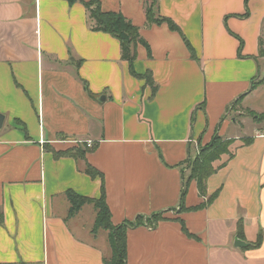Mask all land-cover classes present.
Returning a JSON list of instances; mask_svg holds the SVG:
<instances>
[{
	"label": "crops",
	"instance_id": "obj_1",
	"mask_svg": "<svg viewBox=\"0 0 264 264\" xmlns=\"http://www.w3.org/2000/svg\"><path fill=\"white\" fill-rule=\"evenodd\" d=\"M99 2L139 28L151 57L139 43L122 60L80 0H0V264H103L92 204L69 214V189L101 194L86 162L113 224L161 213L127 228L126 264H264V118L242 114L264 113V0H158L191 49L147 24L144 0ZM216 133L231 155L213 162L205 196L190 179L181 202L189 159ZM82 146L83 161L53 154Z\"/></svg>",
	"mask_w": 264,
	"mask_h": 264
},
{
	"label": "trees",
	"instance_id": "obj_2",
	"mask_svg": "<svg viewBox=\"0 0 264 264\" xmlns=\"http://www.w3.org/2000/svg\"><path fill=\"white\" fill-rule=\"evenodd\" d=\"M70 2L79 1V0H69ZM85 6L86 12L88 13L89 20L91 22V30L103 31L105 33L112 34L120 42V57L122 60H127L131 65L132 62L136 59V53L134 47L141 43L145 46L147 50V56H150V47L147 41H145L140 35L139 28L133 25V23L123 16L120 12L114 11H102L100 7L99 0H80ZM158 0H144V12L146 14L147 24L154 23H165L172 30L177 31L187 42L188 47L191 49L189 42L185 39L184 35L179 26L170 18L160 15L156 11ZM192 57L194 58L192 51H190ZM261 53L264 54V50L261 49ZM131 72L132 69H131ZM134 74V72H133ZM145 84L151 88V96H154L157 90V86L153 81L151 72H147L143 75ZM193 120V118H192ZM219 138L217 133L211 139V142L202 146L201 151L203 155H196L192 159H189L188 165V178L184 180V185L182 187V192L180 195V201L182 202L187 190L188 181L194 179L196 182V189L201 196L207 194L206 189V180L207 178L215 172L213 167V162L217 161L222 153L225 152V149L230 145L231 140H226V143L223 145V149L215 148V141ZM225 142V141H223ZM88 150L87 146L82 147H69L64 151L53 150V154L56 157L59 156H72L78 160H85V154ZM231 155V154H230ZM229 155V156H230ZM203 163L198 167L197 163ZM85 172L91 177H101V194L98 198H92L88 196H81L76 192L69 189L67 191V198L69 201V214H74L78 211L84 203H90L95 209L94 224L92 228V233L95 234L99 228H102L106 231L107 241L110 247V255L108 257H103V264H126V230L130 226L142 224L144 221L150 224H156L159 219H161V213L153 214L151 216H137L133 221L123 222L120 224H113L110 221V209L107 207L105 202V192L103 186V177L101 172L94 169L88 162H86ZM215 197V194L208 197V200H211ZM2 221V212L0 211V222ZM151 221V222H150ZM241 226V225H240ZM183 227L184 232H186L185 227ZM241 227H239V231ZM262 234L259 235L256 245L260 243Z\"/></svg>",
	"mask_w": 264,
	"mask_h": 264
},
{
	"label": "rangeland",
	"instance_id": "obj_3",
	"mask_svg": "<svg viewBox=\"0 0 264 264\" xmlns=\"http://www.w3.org/2000/svg\"><path fill=\"white\" fill-rule=\"evenodd\" d=\"M233 114H234L235 117L238 116V119L241 120V117H239L238 114H235V113H233ZM242 114H245V116H247V121H248V122H251L252 119L258 121V120H261L262 118H264V113H263V114H262V113H258V112H256V111H254V110H250V109H245L244 112H242ZM257 121H256V122H257ZM243 128L246 129V126H244ZM228 140H231V139H228ZM223 141H225V142H223ZM210 142H211V141H210ZM210 142H209V143H210ZM225 143H226V140L222 139V137L219 136V138H217L216 141H215V145H216L215 148L223 149V145H224ZM207 144H208V143H207ZM202 153H204V152H202L201 149H198V152L194 155V157H195L196 155H203ZM222 154H223V153H222ZM224 154H225L226 156H229V155H230L229 146L227 147V149H225ZM192 158H193V157H192ZM202 163H203V161H202V162H199V161H198L197 166L199 167Z\"/></svg>",
	"mask_w": 264,
	"mask_h": 264
},
{
	"label": "water",
	"instance_id": "obj_4",
	"mask_svg": "<svg viewBox=\"0 0 264 264\" xmlns=\"http://www.w3.org/2000/svg\"><path fill=\"white\" fill-rule=\"evenodd\" d=\"M3 121H4L3 115L0 113V127L2 126ZM234 245L235 246H243V245H245V243L241 239H239L238 237H235Z\"/></svg>",
	"mask_w": 264,
	"mask_h": 264
},
{
	"label": "built area",
	"instance_id": "obj_5",
	"mask_svg": "<svg viewBox=\"0 0 264 264\" xmlns=\"http://www.w3.org/2000/svg\"><path fill=\"white\" fill-rule=\"evenodd\" d=\"M90 144L89 143H87V146H89Z\"/></svg>",
	"mask_w": 264,
	"mask_h": 264
}]
</instances>
